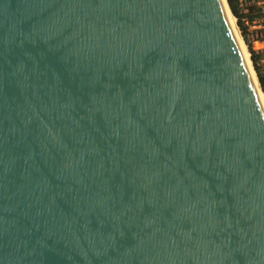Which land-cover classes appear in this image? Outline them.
Segmentation results:
<instances>
[{"label":"water","instance_id":"95a60500","mask_svg":"<svg viewBox=\"0 0 264 264\" xmlns=\"http://www.w3.org/2000/svg\"><path fill=\"white\" fill-rule=\"evenodd\" d=\"M260 92L228 0H0V264H264Z\"/></svg>","mask_w":264,"mask_h":264},{"label":"trees","instance_id":"16d2710c","mask_svg":"<svg viewBox=\"0 0 264 264\" xmlns=\"http://www.w3.org/2000/svg\"><path fill=\"white\" fill-rule=\"evenodd\" d=\"M230 8L238 21L241 34L248 45L252 62L264 91V48L255 49L249 37L250 26L257 17H264V0H228ZM259 11V15H254ZM259 38H263L260 37Z\"/></svg>","mask_w":264,"mask_h":264},{"label":"rangeland","instance_id":"374dc122","mask_svg":"<svg viewBox=\"0 0 264 264\" xmlns=\"http://www.w3.org/2000/svg\"><path fill=\"white\" fill-rule=\"evenodd\" d=\"M254 15H259V11H255ZM249 37L253 40V46L255 49L264 48V17H257L253 24L250 26ZM263 37V38H259ZM244 39V38H243ZM245 42V40H244ZM246 44V42H245ZM247 48L248 45L246 44ZM249 50V48H248Z\"/></svg>","mask_w":264,"mask_h":264},{"label":"bare ground","instance_id":"6f19581e","mask_svg":"<svg viewBox=\"0 0 264 264\" xmlns=\"http://www.w3.org/2000/svg\"><path fill=\"white\" fill-rule=\"evenodd\" d=\"M229 20L231 21V23L233 24V26H234V29H235V31L237 32V35L239 36V40L241 41V44L243 45V48L245 49V46H244V44L242 43V39H241V36H240V34H239V31H238V29H237V26H236V24H235V19H234V17L229 13ZM248 55V54H247ZM260 96H261V100H262V103H263V105H264V94L262 93V92H260Z\"/></svg>","mask_w":264,"mask_h":264}]
</instances>
